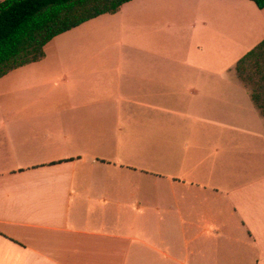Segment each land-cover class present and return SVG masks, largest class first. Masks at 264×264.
<instances>
[{
	"label": "crops",
	"instance_id": "0c3cea01",
	"mask_svg": "<svg viewBox=\"0 0 264 264\" xmlns=\"http://www.w3.org/2000/svg\"><path fill=\"white\" fill-rule=\"evenodd\" d=\"M263 40L249 0H134L1 78L0 264H264Z\"/></svg>",
	"mask_w": 264,
	"mask_h": 264
},
{
	"label": "trees",
	"instance_id": "16d2710c",
	"mask_svg": "<svg viewBox=\"0 0 264 264\" xmlns=\"http://www.w3.org/2000/svg\"><path fill=\"white\" fill-rule=\"evenodd\" d=\"M134 0H5L0 3V79L41 61L57 36L106 14H116ZM260 10L264 0H249ZM239 79L251 90L264 116V40L241 58Z\"/></svg>",
	"mask_w": 264,
	"mask_h": 264
}]
</instances>
